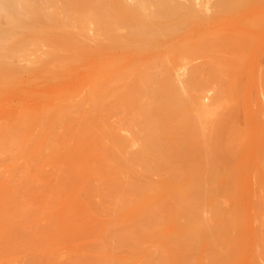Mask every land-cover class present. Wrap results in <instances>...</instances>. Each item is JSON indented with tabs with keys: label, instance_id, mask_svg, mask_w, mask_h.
<instances>
[{
	"label": "bare ground",
	"instance_id": "1",
	"mask_svg": "<svg viewBox=\"0 0 264 264\" xmlns=\"http://www.w3.org/2000/svg\"><path fill=\"white\" fill-rule=\"evenodd\" d=\"M8 1L75 94L0 113V264H264V0Z\"/></svg>",
	"mask_w": 264,
	"mask_h": 264
},
{
	"label": "rangeland",
	"instance_id": "2",
	"mask_svg": "<svg viewBox=\"0 0 264 264\" xmlns=\"http://www.w3.org/2000/svg\"><path fill=\"white\" fill-rule=\"evenodd\" d=\"M11 6L8 0H1V4H0V113H7L9 111L8 110L9 107L15 106L18 104H47V103L55 104V103H60L59 100H62L63 102H65L67 101L66 100L67 97L70 95V97H68V102H67L69 103V101L74 99V97L72 96H74L73 94H75V92H73L74 91L73 89L75 88V85H74L75 76H73L75 75V69H74L75 63L73 62L75 60H74V56H72V54L74 55L73 53L74 52L73 51L74 41H73V44L71 43L72 41H70L71 38L73 39V32H74L73 25H72L73 23L71 21L69 22L68 20H66L68 19L65 16L66 14L64 15L66 19H61L63 21L65 20V22H60V21L57 22V20L60 19V17H63V15L60 12L62 16L59 14V18L56 20V22L59 25L55 24L54 23L55 20H53V24L55 25L47 26L49 29V33L48 32L45 33L46 25L43 26L45 29L44 28H42L43 30L40 29L42 31H39V30L37 31L39 27L36 30L32 31L30 38L35 39V40H33V43L29 41L30 46L31 44L33 45L31 47L29 46V49H30L29 51H26L28 49L25 50L27 52L26 53L24 52L25 47L23 46L24 48L21 49L20 47L21 44L20 46L18 44L19 39L21 42L25 38V36H23L24 31L22 30L21 31L22 33L16 34L14 29L11 26V21H10V12L11 14H13L12 11L16 12L18 10L17 16L15 15L16 13L11 15V16L15 15V17H18L19 9H16L13 6L14 10H11L10 9ZM61 7H63L62 4H61ZM61 7L59 6V8ZM58 11L57 13H59ZM11 20H14V17ZM40 23H37V24H40ZM258 36H259L258 37L259 41L256 40L258 42L254 43V44L257 43L256 44L257 49L255 45H253L255 48L252 46L253 47L252 49L254 50L256 49L255 54H254V51L252 50L253 51L252 57L253 55L257 56V57L255 56L256 58L252 59V65H253L252 69L255 71H258L259 67L264 68V63H263L264 62V45H263L264 42H262L263 44L261 43V41H264V33L262 34V32H260ZM44 40L46 42H43ZM68 41L71 44H69ZM14 43L15 45L17 43V45L19 46L18 49L16 48ZM36 43H38L39 46H36ZM66 43L67 45L69 44V46H67ZM45 44H47L48 48L46 47ZM34 45H35V48H33ZM13 50L16 51L17 53H13L14 52ZM46 50H49V51H46ZM30 51L32 53V57L30 55L31 54ZM49 53H51V55L53 53L54 58ZM14 54H16L17 56ZM40 54L44 56L45 58L47 56L53 60L50 61L49 58L48 59L46 58L45 60V58H42ZM25 55H28V57L30 55V58H25L27 57ZM36 55L39 56L40 58L37 57ZM41 58L42 60L44 59V63L43 61L42 63L40 62ZM31 59H33V61H31ZM256 59H257V62L254 63L255 64L254 65L253 62H255ZM46 61L47 63L45 64ZM256 88L257 86L254 89ZM254 91L255 90H252L253 93L257 92V91L255 92ZM66 92L68 95L67 94L65 95ZM263 94L264 93H260L261 96H259L262 99V100L260 99V103L262 105L264 104ZM55 95L57 96V98L55 97ZM58 96H61V97H58ZM53 98L54 100H52ZM62 101L61 103H63ZM262 109L264 111L263 106H262Z\"/></svg>",
	"mask_w": 264,
	"mask_h": 264
}]
</instances>
